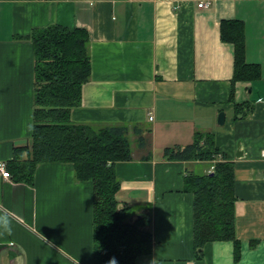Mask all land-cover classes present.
I'll return each instance as SVG.
<instances>
[{
  "label": "crops",
  "instance_id": "obj_1",
  "mask_svg": "<svg viewBox=\"0 0 264 264\" xmlns=\"http://www.w3.org/2000/svg\"><path fill=\"white\" fill-rule=\"evenodd\" d=\"M51 24L89 33L91 75L71 120L127 126L132 158L115 164L116 197L147 216L152 235L135 264H236L231 239L195 246L185 180L214 160L165 156L197 132L213 134L217 159L234 162L237 264H264V0H0V160L19 147L32 156L31 35ZM223 27L243 28L253 78L234 79ZM95 254L93 185L73 163H39L32 183L0 173V264H96Z\"/></svg>",
  "mask_w": 264,
  "mask_h": 264
},
{
  "label": "trees",
  "instance_id": "obj_2",
  "mask_svg": "<svg viewBox=\"0 0 264 264\" xmlns=\"http://www.w3.org/2000/svg\"><path fill=\"white\" fill-rule=\"evenodd\" d=\"M231 28L227 32L223 27V37L235 44L234 79L253 78L257 65L244 61L243 28L230 32ZM31 41L35 58L32 156L23 158L22 149L17 148L15 158L7 163L10 173L32 183L39 163H73L76 176L93 185L96 264H108L112 258L117 264H135L139 255L151 251L152 235L140 227L148 225L147 216L131 223L130 206L120 204L116 197L120 179L115 164L132 158L127 126L96 128L71 120V110L81 104L83 84L91 75L89 33L81 27L51 24L36 28ZM243 104H237V110L245 114ZM219 153L213 134L201 132L190 144L165 148L168 159L214 160L212 171L192 173L185 180V189L194 194L195 246L231 239L237 264L240 240L235 234V167L224 154L217 159Z\"/></svg>",
  "mask_w": 264,
  "mask_h": 264
},
{
  "label": "built area",
  "instance_id": "obj_3",
  "mask_svg": "<svg viewBox=\"0 0 264 264\" xmlns=\"http://www.w3.org/2000/svg\"><path fill=\"white\" fill-rule=\"evenodd\" d=\"M208 3L207 2H203V1H200L199 2V6H207ZM153 117V116H151ZM263 154H264V151H263ZM7 161L5 160H0V173L4 176V177H10L11 176V173H10V170L7 166ZM214 168V165H212L211 169L209 171H212Z\"/></svg>",
  "mask_w": 264,
  "mask_h": 264
},
{
  "label": "water",
  "instance_id": "obj_4",
  "mask_svg": "<svg viewBox=\"0 0 264 264\" xmlns=\"http://www.w3.org/2000/svg\"><path fill=\"white\" fill-rule=\"evenodd\" d=\"M224 119H225V113H224V111H221L220 113H219V119H218V121L220 122V123H223L224 122ZM142 215L140 214V213H138V214H134V215H131L130 217H129V221L131 222V223H135L136 222V220L138 219V218H140ZM142 229H144V230H146V231H149L150 230V227L149 226H140Z\"/></svg>",
  "mask_w": 264,
  "mask_h": 264
},
{
  "label": "clouds",
  "instance_id": "obj_5",
  "mask_svg": "<svg viewBox=\"0 0 264 264\" xmlns=\"http://www.w3.org/2000/svg\"><path fill=\"white\" fill-rule=\"evenodd\" d=\"M108 264H117L116 259H115V258H112V259L108 262Z\"/></svg>",
  "mask_w": 264,
  "mask_h": 264
},
{
  "label": "rangeland",
  "instance_id": "obj_6",
  "mask_svg": "<svg viewBox=\"0 0 264 264\" xmlns=\"http://www.w3.org/2000/svg\"><path fill=\"white\" fill-rule=\"evenodd\" d=\"M196 171H198V172H201V170L199 169V168H197V170Z\"/></svg>",
  "mask_w": 264,
  "mask_h": 264
}]
</instances>
